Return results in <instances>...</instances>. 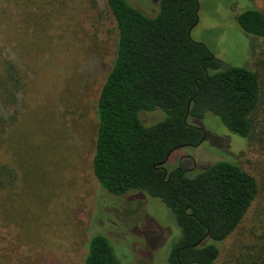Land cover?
<instances>
[{"label": "trees", "instance_id": "1", "mask_svg": "<svg viewBox=\"0 0 264 264\" xmlns=\"http://www.w3.org/2000/svg\"><path fill=\"white\" fill-rule=\"evenodd\" d=\"M104 1L116 25L117 42L96 107L94 175L112 195L142 191L167 206L180 229L169 264H218L222 245L258 200L259 182L240 164L228 161L199 171L185 164L169 170L168 162L177 150L201 146L206 132L190 119L209 114L251 146L263 97L260 73L226 68L192 39L198 0H160L155 17L127 0ZM67 11L66 0H6L0 15L20 61L0 48V220L21 224L30 233L32 54L41 55L39 43L51 22ZM238 23L264 40V11L251 7L240 13ZM157 110L164 117L146 124L142 113ZM260 224L252 240L224 264H264V220ZM84 264L123 263L110 239L96 234Z\"/></svg>", "mask_w": 264, "mask_h": 264}, {"label": "rangeland", "instance_id": "2", "mask_svg": "<svg viewBox=\"0 0 264 264\" xmlns=\"http://www.w3.org/2000/svg\"><path fill=\"white\" fill-rule=\"evenodd\" d=\"M66 1L68 11L51 22L39 43L41 55L32 54V233L21 224L0 220V264H84L96 234L110 239L123 264H169L180 229L167 206L142 191L112 195L93 172L96 107L115 60V22L104 0ZM127 1L149 17L158 13L160 0ZM198 2L192 39L226 68L257 69L263 89L251 146L209 114L190 119L206 132L201 146L177 150L168 162L169 170L185 164L199 171L228 161L257 178L259 198L240 229L222 245L218 264H224L252 240L264 220V40L238 23L240 13L251 7L264 11V0ZM5 7L6 0H0V15ZM4 30L2 23L0 48L20 62L16 44ZM142 114L146 124L164 117L160 110Z\"/></svg>", "mask_w": 264, "mask_h": 264}, {"label": "water", "instance_id": "3", "mask_svg": "<svg viewBox=\"0 0 264 264\" xmlns=\"http://www.w3.org/2000/svg\"><path fill=\"white\" fill-rule=\"evenodd\" d=\"M193 30V29H192ZM169 157L167 158V161H168ZM167 173V172H166Z\"/></svg>", "mask_w": 264, "mask_h": 264}]
</instances>
